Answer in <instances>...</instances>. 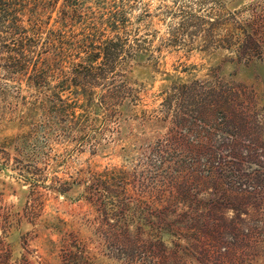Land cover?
<instances>
[{
    "label": "rangeland",
    "instance_id": "1",
    "mask_svg": "<svg viewBox=\"0 0 264 264\" xmlns=\"http://www.w3.org/2000/svg\"><path fill=\"white\" fill-rule=\"evenodd\" d=\"M18 1L0 264H264V0Z\"/></svg>",
    "mask_w": 264,
    "mask_h": 264
},
{
    "label": "trees",
    "instance_id": "2",
    "mask_svg": "<svg viewBox=\"0 0 264 264\" xmlns=\"http://www.w3.org/2000/svg\"><path fill=\"white\" fill-rule=\"evenodd\" d=\"M24 4L19 3L18 0H0V40L4 49H7L10 58H16L21 63L23 62V68L34 69V72L38 71V74H42L43 70L39 69L41 64V55L38 53V58L29 55L30 47L33 45L34 37L31 35L34 27L29 29L26 27L24 21L23 8ZM113 15V17H115ZM104 44V46H103ZM118 42L112 40L105 41L101 44L104 48H100L101 51L96 52V56H100L101 53H105L106 49H110L111 46L117 45ZM22 68V69H23ZM20 73V71L18 72Z\"/></svg>",
    "mask_w": 264,
    "mask_h": 264
}]
</instances>
